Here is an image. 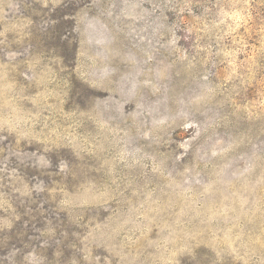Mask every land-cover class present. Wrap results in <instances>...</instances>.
<instances>
[{
	"label": "rangeland",
	"instance_id": "1",
	"mask_svg": "<svg viewBox=\"0 0 264 264\" xmlns=\"http://www.w3.org/2000/svg\"><path fill=\"white\" fill-rule=\"evenodd\" d=\"M0 264H264V0H0Z\"/></svg>",
	"mask_w": 264,
	"mask_h": 264
}]
</instances>
